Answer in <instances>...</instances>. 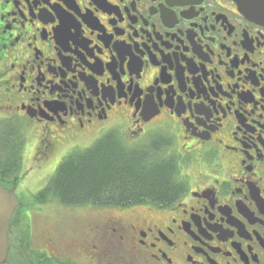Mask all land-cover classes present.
<instances>
[{
	"label": "flooded vegetation",
	"instance_id": "af4514ba",
	"mask_svg": "<svg viewBox=\"0 0 264 264\" xmlns=\"http://www.w3.org/2000/svg\"><path fill=\"white\" fill-rule=\"evenodd\" d=\"M0 120L45 156L163 129L183 177L67 246L17 236L20 203L3 264H264V24L233 0H0Z\"/></svg>",
	"mask_w": 264,
	"mask_h": 264
},
{
	"label": "trees",
	"instance_id": "16d2710c",
	"mask_svg": "<svg viewBox=\"0 0 264 264\" xmlns=\"http://www.w3.org/2000/svg\"><path fill=\"white\" fill-rule=\"evenodd\" d=\"M10 126L0 120V184L7 189L17 187L24 177L20 173L24 142L19 129ZM171 146L164 135L130 146L111 132L90 148L64 157L33 199L40 204L55 199L64 206L96 209L166 205L183 189L180 163L165 153Z\"/></svg>",
	"mask_w": 264,
	"mask_h": 264
},
{
	"label": "rangeland",
	"instance_id": "374dc122",
	"mask_svg": "<svg viewBox=\"0 0 264 264\" xmlns=\"http://www.w3.org/2000/svg\"><path fill=\"white\" fill-rule=\"evenodd\" d=\"M28 130V126L23 127L26 142L23 143V153L20 156L22 160L20 173H23L24 177L15 188V194L23 205L17 210V218H21L22 221L24 220V223L30 225L31 233L28 227H25L24 230L20 228L19 230H15L18 233L17 236L23 234L24 237H28L31 234V240L35 243H38L40 240L46 241L50 238V241L63 244L64 246L78 243L82 237L87 235H90V239L94 240L95 235L89 230L88 225L92 222V219L94 221L101 220V217H104L102 215L103 210L94 211L92 210L95 209L93 206H90L91 209H88L89 206H84L82 209L64 206L55 199L40 204L35 202L33 198L39 191L45 188L64 157L73 150L90 148L103 135L96 136L88 142H58L55 144L54 149L45 156L44 153L47 149L42 146L38 148V142H34L35 136L33 134L30 135ZM159 131L158 133L166 135L165 130L160 129ZM143 142L144 140L142 139V141L133 142L130 146H136ZM175 149L176 142L171 149L165 150L166 155L174 154L173 151ZM177 160L180 163V159L177 158ZM102 239L104 240V237ZM26 240L27 238L23 240V245L14 248L16 252H22L23 257L27 256L26 249L24 248ZM72 255L68 254V256Z\"/></svg>",
	"mask_w": 264,
	"mask_h": 264
},
{
	"label": "water",
	"instance_id": "95a60500",
	"mask_svg": "<svg viewBox=\"0 0 264 264\" xmlns=\"http://www.w3.org/2000/svg\"><path fill=\"white\" fill-rule=\"evenodd\" d=\"M241 13L247 18L264 24V0H233ZM14 188L5 189L0 185V264L7 260L9 247L7 235L10 230V221L19 206L14 194Z\"/></svg>",
	"mask_w": 264,
	"mask_h": 264
}]
</instances>
